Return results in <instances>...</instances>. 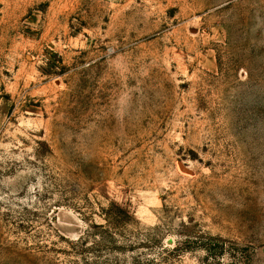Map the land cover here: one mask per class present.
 I'll list each match as a JSON object with an SVG mask.
<instances>
[{
    "label": "rangeland",
    "instance_id": "374dc122",
    "mask_svg": "<svg viewBox=\"0 0 264 264\" xmlns=\"http://www.w3.org/2000/svg\"><path fill=\"white\" fill-rule=\"evenodd\" d=\"M0 264H264V0H0Z\"/></svg>",
    "mask_w": 264,
    "mask_h": 264
},
{
    "label": "trees",
    "instance_id": "16d2710c",
    "mask_svg": "<svg viewBox=\"0 0 264 264\" xmlns=\"http://www.w3.org/2000/svg\"><path fill=\"white\" fill-rule=\"evenodd\" d=\"M124 214H125V213H124ZM126 215H127V214H126ZM129 216H130V215H128V217H129ZM130 217H131V216H130ZM130 217H129V218H130ZM109 220H110V219H109ZM104 237H105V238H104L105 241H106V240L109 241V239L113 240V237H109L108 234H106V233H104ZM110 243H112V242H110ZM81 245H83V242H81V243H74L71 247L74 246L75 249H76L78 246H79V247H82ZM85 245H86V244H85Z\"/></svg>",
    "mask_w": 264,
    "mask_h": 264
}]
</instances>
